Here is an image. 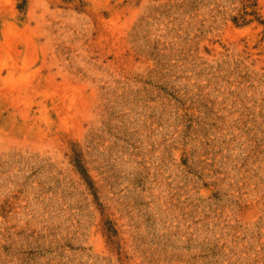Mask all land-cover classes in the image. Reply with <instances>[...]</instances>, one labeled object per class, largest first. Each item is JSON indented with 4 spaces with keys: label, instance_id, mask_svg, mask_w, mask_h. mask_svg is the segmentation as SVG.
Masks as SVG:
<instances>
[{
    "label": "rangeland",
    "instance_id": "rangeland-1",
    "mask_svg": "<svg viewBox=\"0 0 264 264\" xmlns=\"http://www.w3.org/2000/svg\"><path fill=\"white\" fill-rule=\"evenodd\" d=\"M0 264H264V0H0Z\"/></svg>",
    "mask_w": 264,
    "mask_h": 264
}]
</instances>
